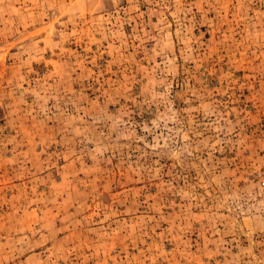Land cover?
<instances>
[{
	"label": "rangeland",
	"instance_id": "obj_1",
	"mask_svg": "<svg viewBox=\"0 0 264 264\" xmlns=\"http://www.w3.org/2000/svg\"><path fill=\"white\" fill-rule=\"evenodd\" d=\"M0 264H264V0H0Z\"/></svg>",
	"mask_w": 264,
	"mask_h": 264
}]
</instances>
